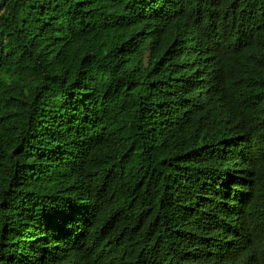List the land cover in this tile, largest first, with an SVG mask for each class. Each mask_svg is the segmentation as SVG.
<instances>
[{
    "label": "trees",
    "instance_id": "trees-1",
    "mask_svg": "<svg viewBox=\"0 0 264 264\" xmlns=\"http://www.w3.org/2000/svg\"><path fill=\"white\" fill-rule=\"evenodd\" d=\"M0 264H264V0H0Z\"/></svg>",
    "mask_w": 264,
    "mask_h": 264
}]
</instances>
